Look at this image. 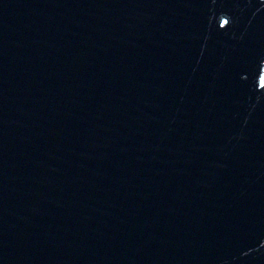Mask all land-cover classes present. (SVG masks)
Instances as JSON below:
<instances>
[{
  "label": "water",
  "instance_id": "water-1",
  "mask_svg": "<svg viewBox=\"0 0 264 264\" xmlns=\"http://www.w3.org/2000/svg\"><path fill=\"white\" fill-rule=\"evenodd\" d=\"M0 264H264V0H0Z\"/></svg>",
  "mask_w": 264,
  "mask_h": 264
}]
</instances>
